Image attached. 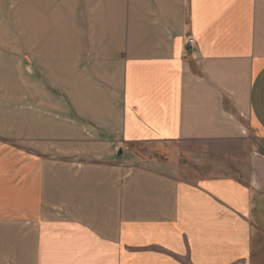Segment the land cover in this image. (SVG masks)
I'll return each instance as SVG.
<instances>
[{
    "label": "crops",
    "instance_id": "1",
    "mask_svg": "<svg viewBox=\"0 0 264 264\" xmlns=\"http://www.w3.org/2000/svg\"><path fill=\"white\" fill-rule=\"evenodd\" d=\"M0 264H264V0H0Z\"/></svg>",
    "mask_w": 264,
    "mask_h": 264
},
{
    "label": "rangeland",
    "instance_id": "2",
    "mask_svg": "<svg viewBox=\"0 0 264 264\" xmlns=\"http://www.w3.org/2000/svg\"><path fill=\"white\" fill-rule=\"evenodd\" d=\"M207 150L204 143H183L179 145L165 143L153 147L141 148L140 154L146 159L154 158L159 161L175 160L182 174H189L191 171L195 173L200 167L209 169L213 162L220 163L222 161V159H217L215 155L212 156L207 153ZM206 156H208V160ZM195 161H199L201 164Z\"/></svg>",
    "mask_w": 264,
    "mask_h": 264
},
{
    "label": "built area",
    "instance_id": "3",
    "mask_svg": "<svg viewBox=\"0 0 264 264\" xmlns=\"http://www.w3.org/2000/svg\"><path fill=\"white\" fill-rule=\"evenodd\" d=\"M193 43V39L192 38H189L188 40H187V44L188 45H191ZM184 55H186V52H184Z\"/></svg>",
    "mask_w": 264,
    "mask_h": 264
}]
</instances>
